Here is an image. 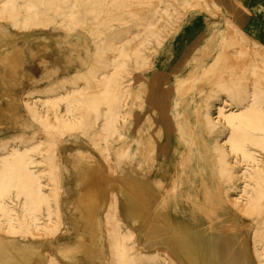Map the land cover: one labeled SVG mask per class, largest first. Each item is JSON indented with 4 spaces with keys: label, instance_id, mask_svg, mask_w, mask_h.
<instances>
[{
    "label": "rangeland",
    "instance_id": "obj_1",
    "mask_svg": "<svg viewBox=\"0 0 264 264\" xmlns=\"http://www.w3.org/2000/svg\"><path fill=\"white\" fill-rule=\"evenodd\" d=\"M58 1L61 3L63 0ZM178 1L163 0L159 3L158 0H153L150 5H133L135 10L133 15H127L122 9H112L108 13L103 6L104 10L100 18L94 20L86 11L91 1L87 3L85 0H68L66 3H61L65 8V12L61 14L47 11L44 6L41 7L40 17L51 18L52 29L40 30V32H48L50 36H55L51 38L54 41L53 45L58 43L62 50L78 45L77 56L83 58L79 67H85L90 63L95 39L110 34H119L123 37L127 26H133L140 16L147 15L154 30L160 36H166L163 44L157 47L151 58V64L154 62V56H156L155 60L159 57L161 62L164 57L162 54L159 55L158 51L163 49L167 39L173 35L175 27L188 10ZM252 19L248 31L264 42V13H257ZM78 21L86 23L78 25L76 24ZM109 21L114 23L111 28L110 24L109 27L106 25ZM15 26L12 20L6 19L5 38L11 37L12 34L16 35V38L19 36L23 38L24 35L29 34L18 30ZM227 29L226 26L218 37L217 53L186 54L190 61L186 62L185 69L181 68L178 71L175 69V63L180 60H177V56L173 53L170 62L163 64L159 69V66L156 67L158 70L156 78L153 79L150 69L149 72L143 71L134 78L132 96L127 100L128 107H125L126 110L130 109L134 113V118L129 123H124L123 120L118 122L123 132L121 136L114 134L107 143L101 141V144L95 147L91 138L93 132L100 129L101 117L94 128L87 126L86 130L73 137H56L62 157L59 166L64 186L61 198L65 222L62 231L56 237L28 240L25 234L18 236L20 242L29 243L32 247L26 264H34L40 260L41 264H48L51 250L62 262H64L62 259L68 258L69 253H66V250L70 252L69 257L74 256L76 252L90 253L89 231L91 236L94 234L91 240L97 243L92 247H100L102 250L100 253L102 261L96 262L84 255L80 258L74 256L75 260L71 258L73 261L69 264H111L114 227H118L119 233L123 234L130 253L138 256L150 255L158 249H168L173 237L189 238L194 230L204 237L221 230L223 228L219 220L221 214L231 216L236 230L234 235L241 237L242 242H247L252 264H264V256L260 255L261 236L258 235L264 225V199L259 210L247 216L231 205L229 196H239L241 202H248L249 197L254 195L252 185L255 183L253 179L246 182L247 177H243L242 174L245 168L241 157L228 150L225 153V160L230 164L231 179L225 175L226 172H221L220 151L216 147L218 139L225 141L226 131L209 132L202 115L206 109V106H203L205 95L219 73V68H212L217 55L221 53L227 42ZM61 37L65 38L59 39ZM9 45H17L16 39L6 40L5 46ZM179 56L181 59L184 57V55ZM29 66L34 69L36 63L32 62ZM51 69L52 67L48 68ZM8 71L9 69L4 67V81L0 76V142L16 134L30 133L39 129V125L22 102V93L28 87L19 86L15 92V87L10 81L12 75ZM192 72L194 76L188 77ZM51 82L53 81L49 83ZM163 91H168L170 96L168 117L160 111L159 106ZM39 94L48 95L44 92ZM220 96L213 95L212 100L219 101ZM215 101L209 105V110L212 112L215 109L213 104ZM105 111L106 105H103L101 112ZM44 136L49 137L48 133ZM104 145L107 147L106 156L112 164V174L108 172L103 157L106 154L102 149ZM225 145L224 143L220 146L225 148ZM44 148L49 149L50 145L46 143ZM65 152L71 159L69 166L65 165L67 162L64 159ZM84 161L87 164H83ZM67 176H70L69 180ZM44 178L49 179V173ZM246 183L250 184L246 186L250 191H240ZM79 184L81 189L78 187ZM94 185H99L100 197L98 195L97 198L104 199L101 213L98 215L97 228L91 230L82 223L77 224L72 221L71 214L76 209L71 207L70 200L85 189H92ZM110 190H113L115 199L114 215L106 219L105 211L111 197ZM52 204L53 207L56 206L54 200ZM14 205L19 208L18 202ZM43 220L45 221L46 217H43ZM128 228L133 230L132 235H127ZM45 240L49 249L43 255L40 253V248H36L35 245H42L41 241ZM79 243H84L83 251L78 250L81 245ZM56 247L60 251H57ZM168 263L189 264L187 261L182 262L178 258L170 257Z\"/></svg>",
    "mask_w": 264,
    "mask_h": 264
},
{
    "label": "bare ground",
    "instance_id": "obj_2",
    "mask_svg": "<svg viewBox=\"0 0 264 264\" xmlns=\"http://www.w3.org/2000/svg\"><path fill=\"white\" fill-rule=\"evenodd\" d=\"M85 1H91L86 8L87 13L94 20H98L103 13V6L108 13L112 9H122L127 15H133V5H150L153 0ZM158 1L161 3L163 0ZM179 1L185 9L206 6L204 0ZM66 2L68 0L61 3ZM61 3L58 0H0V43L5 41L6 19L12 20L15 27L23 32L51 30L52 19L40 17L41 7L61 14L65 12ZM85 23L78 21L76 24ZM109 24L110 28L114 26L113 21L106 23L108 27ZM227 28V42L222 54L217 55L212 68H219V73L205 95L203 106L206 109L202 115L209 132L226 131L225 141L218 139L216 147L220 151L221 172H226L225 175L231 179L230 164L225 160L228 150L241 157L245 168L242 174L247 177L246 182L253 179L255 183L252 185L254 195L249 197L248 202H241L239 196H229L231 205L247 216L259 210L264 199V42L229 18ZM165 38L166 36H160L154 30L147 15L140 16L133 26L125 28L123 37L110 34L95 39L90 63L83 69L47 83L41 89L30 88L22 93L23 105L39 125V129L16 134L0 142V264L28 262L27 257L32 247L29 243L20 242L17 239L19 235L25 234L28 240H32L60 234L65 222L61 198L64 186L59 166L62 157L56 137H73L86 130L87 126L94 128L101 117L100 129L95 130L91 138L95 147L101 141L107 143L114 134L121 136L123 132L118 122L123 120L124 123H129L134 118V113L125 109L129 105L128 98L132 96V82L149 69L153 79L157 77L158 70L153 67L154 63L151 64L152 53L163 44ZM17 57L18 54H0V63L9 69L11 75L14 64L18 62ZM57 71L58 67L53 66L51 70H46L45 77L51 78ZM193 76L192 72L188 77ZM40 92L48 95L40 96ZM218 94L221 95L220 100H212L213 95ZM161 96L160 111L168 117V91H163ZM212 101H215L214 112L209 110ZM103 105H106L104 113L101 112ZM45 133H48V138L44 136ZM46 143L50 145L49 149L44 148ZM224 143L225 148L220 146ZM102 149L106 153L103 157L108 172L112 174V164L106 156L107 147L104 145ZM68 157L65 152V161ZM83 164L87 163L84 161ZM48 173L50 178L45 179ZM99 185L85 189L70 200L71 207L76 209L71 214L72 221L82 223L92 230L97 228L104 199L97 198L98 195L100 197ZM247 185L250 184H244L240 191H250L246 189ZM110 192L111 197L105 211L106 219L114 215L115 199L113 190ZM52 200L56 203L55 207L52 206ZM14 202H18V209ZM43 217H46L45 221ZM219 220L223 224L221 230L204 237L194 230L189 238L173 237L168 249H158L150 255L142 256L130 253L123 234L119 233L118 227H114L111 264H169V257L187 261L189 264H252L247 242H242L241 237L234 235L236 230L231 216L221 214ZM132 233L133 230L128 228L127 235ZM258 235L261 236L259 240L262 245L260 255L264 256V225ZM88 237V245H91V231ZM83 247L84 243H81L78 250L83 251ZM92 250L99 255L102 253L100 247H91ZM51 251L48 264H66L58 260ZM66 253H69L68 257L71 256L69 250ZM101 258L98 257L99 260ZM40 261L34 264H41Z\"/></svg>",
    "mask_w": 264,
    "mask_h": 264
},
{
    "label": "crops",
    "instance_id": "obj_3",
    "mask_svg": "<svg viewBox=\"0 0 264 264\" xmlns=\"http://www.w3.org/2000/svg\"><path fill=\"white\" fill-rule=\"evenodd\" d=\"M204 2L206 7L203 9L192 7L187 10L182 21L175 27L173 35L169 36L163 49L158 51L160 52L159 55L162 54L164 60L160 62L159 57L155 60L156 56H154L153 63L155 67L159 66V69L163 64L170 62L172 54L174 53L177 56V60H180L175 63V69L177 71L181 70V68L185 69L186 62L190 61L185 56L186 54L198 55L217 53L219 51L218 37L224 31V28H226L228 18L235 21L243 30L248 32L249 24L253 21L252 17L257 13H264V0H204ZM244 6L247 8L246 10ZM54 37L53 35L50 36L48 32L33 31L24 35L23 38H20V36L16 38V35L13 36L12 34L11 37L3 39V41L5 40L4 43L6 40L10 41L11 38L13 41L16 39L17 45L15 46H5V44L2 45L0 43V54H18V62L12 68L13 73L10 79L11 85L15 87V92L19 86L28 87L27 89L37 88L50 81L59 80L63 76L83 69V66L79 67L83 58L80 55H78L79 57L77 56L78 45L63 48L62 50V47H59L58 43L57 45H53L54 41L51 38ZM64 38L61 37L59 39L63 40ZM23 40L24 42L22 44ZM179 55H184V57L182 56L183 58L181 59ZM32 62L36 63L34 69L29 66ZM53 66L58 67L57 73L51 78H46V70ZM3 69L4 65L0 63V76L1 80L4 81ZM66 160L65 165L69 166L71 159ZM69 178L70 176H67V180ZM78 187H80V184ZM41 242L43 243L42 245H35V247H39L40 253L44 255L49 248L46 246V240ZM95 244L97 243L91 240V247ZM84 255H87L93 261H102L98 259L102 255H99L94 250L91 251V254L76 252L74 256L80 258L84 257ZM74 256L62 260L66 264H69L73 261L72 259L75 260Z\"/></svg>",
    "mask_w": 264,
    "mask_h": 264
}]
</instances>
